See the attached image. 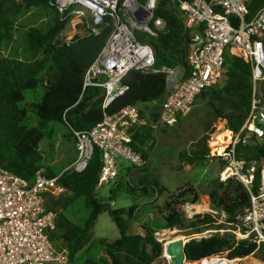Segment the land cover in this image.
<instances>
[{"label":"trees","instance_id":"trees-1","mask_svg":"<svg viewBox=\"0 0 264 264\" xmlns=\"http://www.w3.org/2000/svg\"><path fill=\"white\" fill-rule=\"evenodd\" d=\"M262 4L263 0H248L250 13H255ZM71 8L59 9L56 0H0V166L29 181L41 167L48 177L58 175L43 166V159L46 153L52 155L59 125L64 128L62 136L75 144V132L89 130L104 114L115 113L129 104L137 105L140 117L152 122L167 91V74L157 69L177 67L183 76L188 71L185 58L192 30L184 26L176 7L168 0H160L156 15L165 21L163 30L156 34L135 33L139 41L148 43L154 50L152 69L127 72L122 79L125 91L104 106V88L85 86L83 76L111 27H102L94 34L84 17L70 13ZM105 20L110 22L108 17ZM224 68L223 79L203 89L194 100L199 98L200 103L189 113L199 117L203 131L212 130L210 127L214 128L217 120L223 121L226 129L237 131L248 113L251 65L226 55ZM39 89L43 90L41 95ZM130 131L131 146L142 154L145 163L138 166L122 162L107 197L96 193L102 160L95 145L84 170L67 169L58 176L66 192L46 196V208L55 213L54 227L47 230L48 237L67 251L69 264L165 263L163 244L156 238L155 230L144 224L138 231L132 229L138 205L112 207V201L123 192L148 194L161 219V229L178 227L193 234L211 229L208 235L191 236L186 242L189 261L186 264H196L224 252L231 258L256 255L264 261L263 245L257 246L246 238L236 239L231 231H220L232 228L235 217L250 204L249 191L242 182L235 179L223 182L218 176L210 179L205 197L217 213L197 212L186 217L179 205L197 202L199 193L195 186L184 182L170 189L160 182L146 165L150 149L158 141L155 130L141 125L131 127ZM207 138L208 135H203L191 149L180 151L179 160L192 165L208 158ZM42 141L45 149L40 146ZM236 152L256 165L251 188L255 192L259 168L264 165V137L239 142ZM134 172L137 174L133 175ZM79 202L90 209L83 219L77 217ZM102 211L108 213L118 228L119 236L112 241L92 237L91 231ZM221 212L225 214L222 221Z\"/></svg>","mask_w":264,"mask_h":264},{"label":"built area","instance_id":"built-area-1","mask_svg":"<svg viewBox=\"0 0 264 264\" xmlns=\"http://www.w3.org/2000/svg\"><path fill=\"white\" fill-rule=\"evenodd\" d=\"M159 1L56 0L59 9L72 7L70 13L84 17L94 34L102 27H111L100 52L83 76L85 86L104 88V106L125 91L122 79L127 72L152 69L154 50L148 43L139 41L135 33L156 34L163 30L165 21L156 15ZM168 2L178 9L184 26L192 30L186 48V76L177 67L157 69L167 74V91L154 121L140 117L139 107L129 104L115 113L104 114L89 130L75 132L76 158L63 171L84 170L94 145L100 149L102 160L98 187L116 178L123 161L138 166L144 164L142 154L131 146L130 128L149 125L156 130L174 125L178 116L191 111L195 97L203 89L223 79L226 55L241 58L251 65L248 113L237 131L226 129L224 122L217 120L221 126L213 130L207 143L209 153L221 161L218 179L223 182L238 180L249 191L250 204L235 217L229 230L236 239L246 238L257 246H264V165L259 168L258 183L253 192L256 165L248 163L236 152L239 142L264 137V0L253 14L248 0ZM107 17L110 22L105 20ZM218 134L225 135L223 143L212 146V140ZM218 147L222 150L218 151ZM60 174L48 177L41 167L29 181L0 166V264H69L67 251L57 247L47 234V230L54 227L55 213L46 208V196L66 192L58 181ZM185 207H194V203ZM210 211L217 213L213 209ZM224 217L221 212L220 221ZM206 231L200 234L206 236Z\"/></svg>","mask_w":264,"mask_h":264},{"label":"rangeland","instance_id":"rangeland-1","mask_svg":"<svg viewBox=\"0 0 264 264\" xmlns=\"http://www.w3.org/2000/svg\"><path fill=\"white\" fill-rule=\"evenodd\" d=\"M38 91L39 95H41L43 92L42 89H39ZM156 103H158V101L155 102V104ZM199 103L200 99L198 98L194 102V106L192 107L191 111ZM189 113L180 116V119L177 120V124L175 123L172 126L158 127L154 131V133L157 135L158 141L154 145V147L150 149L146 164L148 165V168L153 173V175H155L160 180V182L165 184L170 189H174L184 182H190L195 186L196 190L199 193V199L194 203V207H185L191 203L184 204V206L179 205V209L183 210L186 217H191L194 213L197 212L210 211V205L205 197V188L208 186V181L210 179L217 177L218 169L221 166L220 159L215 155H211L210 153V156L204 161L197 162L192 165L179 160L178 153L180 151L191 149L193 143L203 135H208V142L210 135L213 133V130L216 129V127L218 128V126H221V124L218 125V123H215L214 128L213 126L210 127L212 128V130L203 131L202 122L199 121V117L192 114L189 115ZM58 127L60 130L59 136L56 139L52 155L46 153L44 154L43 159V166L50 167L55 174H60L62 168L70 164L76 158V148L74 142H72V139H65L62 136V134L64 133V128L60 125ZM40 146L43 149L46 148V144L44 143V141H42ZM207 146L210 147L208 143ZM123 163L127 165L129 162L123 161ZM136 174L137 173L134 172L133 175ZM113 183L114 180L102 184L97 188V195L100 197H107L108 190L113 186ZM148 197V194H128L123 192V194L112 201V207H128L133 203L137 204L138 209L135 213V220L132 222V229L138 231L141 229V225H148L155 230V236L159 241L162 242L163 247L164 245H167L169 243V240L171 239H177V241H186L190 239L191 236H204L201 234H203L206 230L201 232V234L196 235L190 233L186 229L178 227H175L173 229H161V219L157 215L154 204ZM76 208L78 219H83L90 212V209L86 208L82 202H79ZM209 231H211V229L206 231L205 234L208 235ZM223 231L230 232L229 229H222L221 233ZM91 234L94 239L103 237L108 241H112L119 236V231L108 213L106 211H102L96 218ZM179 244L180 242L178 241L172 247V253L168 255L179 256V254L181 253L178 252ZM164 251L165 253H167L163 248V252ZM221 255L227 256V253L224 252ZM233 259H238L239 264H264V261L258 258L256 255H248L242 258L235 257ZM203 260H197L199 262H197L196 264L201 263ZM164 262V264L171 263L170 261L168 263V258H166L165 256ZM187 262L189 261L187 260ZM182 264H186L185 261H182Z\"/></svg>","mask_w":264,"mask_h":264},{"label":"bare ground","instance_id":"bare-ground-1","mask_svg":"<svg viewBox=\"0 0 264 264\" xmlns=\"http://www.w3.org/2000/svg\"><path fill=\"white\" fill-rule=\"evenodd\" d=\"M224 136L225 135L223 134H218L216 137H214L212 146L223 143ZM221 150H222V147H218V151H221ZM181 248H182V242H180L179 244L178 252H181ZM163 253H164V256L168 258V263H169V260L172 256L165 253V251ZM199 264H239V261L238 259L227 260L224 256L217 255V256H211L210 258H205Z\"/></svg>","mask_w":264,"mask_h":264},{"label":"water","instance_id":"water-1","mask_svg":"<svg viewBox=\"0 0 264 264\" xmlns=\"http://www.w3.org/2000/svg\"><path fill=\"white\" fill-rule=\"evenodd\" d=\"M70 171H73L72 169ZM189 240V239H188ZM188 240H178L179 242H182V248H181V253L179 254V256H172L170 258V264H182V261H186L187 262V256H186V252H185V245H186V242H188ZM177 239H171L169 240V243L167 245H164V250H166L167 254H171L172 253V247L178 242ZM222 253L220 254H217V255H220V256H224V255H221ZM217 255H212V256H217ZM162 257H164V253L162 255ZM211 256L209 257H206V258H210ZM227 260H232L233 258L229 257L228 255L227 256H224Z\"/></svg>","mask_w":264,"mask_h":264},{"label":"crops","instance_id":"crops-1","mask_svg":"<svg viewBox=\"0 0 264 264\" xmlns=\"http://www.w3.org/2000/svg\"><path fill=\"white\" fill-rule=\"evenodd\" d=\"M154 103H155V102H154ZM65 167H66V166H65ZM65 167L62 168V171H63V169H64Z\"/></svg>","mask_w":264,"mask_h":264}]
</instances>
